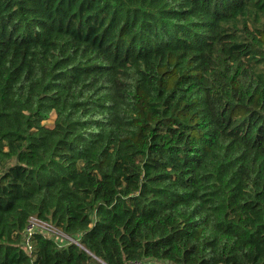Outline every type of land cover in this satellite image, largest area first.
<instances>
[{"label":"trees","instance_id":"trees-1","mask_svg":"<svg viewBox=\"0 0 264 264\" xmlns=\"http://www.w3.org/2000/svg\"><path fill=\"white\" fill-rule=\"evenodd\" d=\"M143 256L264 264V0H0V264Z\"/></svg>","mask_w":264,"mask_h":264},{"label":"built area","instance_id":"built-area-1","mask_svg":"<svg viewBox=\"0 0 264 264\" xmlns=\"http://www.w3.org/2000/svg\"><path fill=\"white\" fill-rule=\"evenodd\" d=\"M35 231L42 232L45 236L54 239L59 245H64L67 243H75L78 246H82L78 234L67 235L64 232H62L59 228L52 225L50 222L39 219L34 215H31L21 233V237H22L21 242L28 251H30L32 248L31 235ZM128 264H180V263H173L167 259H158L155 257L143 256L142 258L130 261Z\"/></svg>","mask_w":264,"mask_h":264},{"label":"rangeland","instance_id":"rangeland-1","mask_svg":"<svg viewBox=\"0 0 264 264\" xmlns=\"http://www.w3.org/2000/svg\"><path fill=\"white\" fill-rule=\"evenodd\" d=\"M53 118H54V114L52 113L50 115L49 119L45 120L44 123H46L47 125H51L52 121H53Z\"/></svg>","mask_w":264,"mask_h":264}]
</instances>
